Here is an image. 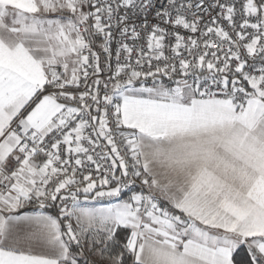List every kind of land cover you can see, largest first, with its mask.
Masks as SVG:
<instances>
[{"label": "snow or ice", "instance_id": "snow-or-ice-1", "mask_svg": "<svg viewBox=\"0 0 264 264\" xmlns=\"http://www.w3.org/2000/svg\"><path fill=\"white\" fill-rule=\"evenodd\" d=\"M0 264H264V0H0Z\"/></svg>", "mask_w": 264, "mask_h": 264}]
</instances>
